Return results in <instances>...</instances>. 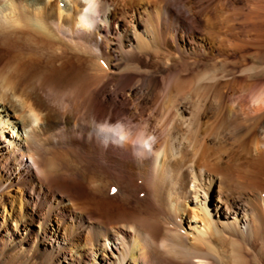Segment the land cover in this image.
I'll use <instances>...</instances> for the list:
<instances>
[{"label": "bare ground", "instance_id": "bare-ground-1", "mask_svg": "<svg viewBox=\"0 0 264 264\" xmlns=\"http://www.w3.org/2000/svg\"><path fill=\"white\" fill-rule=\"evenodd\" d=\"M0 48V264H264V0H0Z\"/></svg>", "mask_w": 264, "mask_h": 264}, {"label": "rangeland", "instance_id": "rangeland-1", "mask_svg": "<svg viewBox=\"0 0 264 264\" xmlns=\"http://www.w3.org/2000/svg\"><path fill=\"white\" fill-rule=\"evenodd\" d=\"M65 4H66L65 2L60 1V3L58 5L61 8H64L65 7ZM218 19H220V18H218ZM230 19H232V15H230V14L228 15L227 14V15H225V17L222 18V21H220L221 22L220 24H222V26H224L227 22L231 21ZM2 52H3V49L0 48V54ZM249 57L250 58H247V62L251 61V58L252 57L251 56H249ZM256 64L259 66L258 71L260 70L259 71V75H258L259 78H257V79H259L260 81H262V83H263L262 84V87L264 88V62L261 63V64L260 63L258 64V62H257ZM54 68L55 69L54 70H51L49 72V74L47 75V77H46L47 78L46 85L50 86L52 89H55V90H63L68 84H70L75 79V77L77 76L78 69H79L76 64H71V65H64L63 64L62 65V64H60L58 62H55ZM241 78L242 77L240 76V79ZM15 95H18V93H16ZM60 97H62V95H60ZM34 124H35V122L33 123V125ZM29 126L30 125L28 124L27 128ZM43 146H44V149L47 148L46 150H48V151L56 148V147H51L50 146V143H44ZM59 147L63 148V146H59ZM260 187L262 188V189L260 188L261 194H262L261 199L264 200V184L261 185ZM214 190H215V187H214ZM105 192L107 193V188L105 189ZM142 193H144V192H140L138 195L140 197H142L143 196ZM244 256L247 259L248 264H260L259 262L253 260L254 258H253V256L251 254H249L247 252H244Z\"/></svg>", "mask_w": 264, "mask_h": 264}, {"label": "snow or ice", "instance_id": "snow-or-ice-1", "mask_svg": "<svg viewBox=\"0 0 264 264\" xmlns=\"http://www.w3.org/2000/svg\"><path fill=\"white\" fill-rule=\"evenodd\" d=\"M115 191V190H114Z\"/></svg>", "mask_w": 264, "mask_h": 264}]
</instances>
